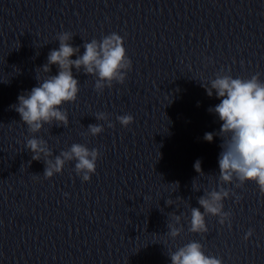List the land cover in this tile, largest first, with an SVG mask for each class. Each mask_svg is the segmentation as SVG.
Here are the masks:
<instances>
[{
  "label": "clouds",
  "instance_id": "clouds-1",
  "mask_svg": "<svg viewBox=\"0 0 264 264\" xmlns=\"http://www.w3.org/2000/svg\"><path fill=\"white\" fill-rule=\"evenodd\" d=\"M72 38L69 32L58 34V49H52L47 62L38 68L46 75L37 76L38 86L19 95L18 103L12 106L32 134L39 133L44 125H53L54 122L56 126L65 128L69 125L68 113L63 105L75 102L80 92V82L74 76L73 69L95 77L94 90L98 94H102L106 87L112 88L114 83L123 84L127 73L132 70L124 38L118 33L113 32L99 41L92 39L85 42L82 55L80 47L72 45ZM74 55L76 59L71 58ZM53 65L58 68L56 75H50ZM230 71L222 69L208 85L202 83L207 95L212 97L215 93L220 101L208 111L216 114L221 122L218 132H206L203 138L211 143L214 136H219L221 152L218 158V188L205 191L198 198L200 207H191L188 230L192 233L205 234L209 231L206 224V216L209 215L218 217L220 225L227 222L231 227V213L224 211L223 202L235 193L224 185L234 184L236 188H242L247 182H254L260 195L264 196V81L260 79V73L243 79L233 78L228 74ZM95 118L106 121L109 128L114 127L104 112L97 113ZM116 119L125 128L134 122L130 114L118 115ZM87 129L89 135L97 136L104 131V125L89 124ZM25 147L31 151L33 161H41L43 157L45 179L62 173L66 163L75 161L76 175L83 182H89L101 157L97 148L89 149L79 143L54 156L48 142L35 135L27 139ZM193 167L200 175L204 174L199 159ZM174 184L179 187L178 182ZM166 203L172 205L171 200ZM181 220L182 215L172 214V222L167 224L170 238L175 239L183 232ZM252 234L253 230L249 229L244 239L248 240ZM168 255L171 264H223L221 258L206 255L203 245L195 240Z\"/></svg>",
  "mask_w": 264,
  "mask_h": 264
}]
</instances>
